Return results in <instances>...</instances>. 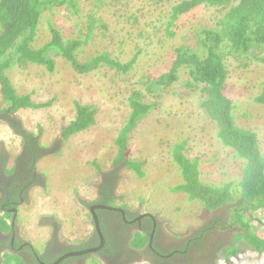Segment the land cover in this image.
I'll list each match as a JSON object with an SVG mask.
<instances>
[{"label":"rangeland","instance_id":"1","mask_svg":"<svg viewBox=\"0 0 264 264\" xmlns=\"http://www.w3.org/2000/svg\"><path fill=\"white\" fill-rule=\"evenodd\" d=\"M180 1L122 0L115 2V6L109 3L106 8H101L103 27L95 28L94 42L79 52L78 59L85 62L109 51L113 57L126 63L137 53L134 69L127 74H118L105 64L89 74H78L60 57L55 58L53 72L31 64L25 68L15 66L7 71L19 94H31L36 103L50 102L47 107L22 109L13 116L15 123L40 135L42 144L53 154L45 156L37 165L38 171L46 177L45 190L33 194V205L19 209L18 213L20 239L32 243L40 255L50 241V230L52 232L49 224H40L42 217L60 219L62 241H68L72 236L77 239L78 235L79 240L74 244L85 248L82 240L86 234L92 236L89 233V222L92 224V221L84 200L95 199V185L107 172H114L118 177V199L115 204L110 202L114 205L112 207L123 206L155 214L153 218H160L162 226L165 225L174 236L191 226L202 227L209 214L197 202L190 201L186 194L170 189L181 183L180 171L173 159V150L180 142L187 141L182 151L184 156L192 160L200 158L204 182L221 186L240 178L244 162L235 157L231 148L225 147L217 136L216 124L215 127L203 114L199 106L203 96L184 89L182 83L188 78L186 70L180 71L178 83L165 88L163 99L129 135L124 159L139 162L142 176L128 169L125 162L115 161L118 156L116 139L130 113L128 101L131 94L136 90L145 92V82L154 81L171 69L175 47L195 46V30L202 26H215L217 14L213 10L199 8L178 20L176 36L166 37L164 27L170 18V9ZM91 4L92 1L80 4L82 15L89 13ZM79 20L84 22L82 30L86 32L87 18L66 15L63 9L45 12L33 46L38 48L51 40L49 24L61 30L66 39L83 38L75 26ZM227 67L232 72L225 92L235 103L236 122L258 134L264 154V105L254 101L260 93L257 77L260 71L254 65L248 70L233 71L237 68V61L233 58L227 60ZM76 102L97 108L95 124L64 142L63 127L76 118ZM21 143V138L8 127L6 120L0 119V150L4 148L9 153L10 168L15 166L16 157L22 151ZM107 212L115 215L111 213L114 211ZM254 214L255 218L260 216L263 221L262 225L251 221V227L263 238L264 211ZM103 228L106 242L111 246L113 231L107 224H103ZM237 229L241 231L239 226ZM133 234L129 248L136 249L142 243H148L141 232ZM182 237L179 239H184ZM117 242L122 246L121 239L118 238ZM75 246H67L60 254L65 250H75ZM185 246L183 241L179 248ZM6 252L1 254L0 264ZM55 257L47 255L45 260L51 262ZM98 261L99 258L88 257L85 264H99Z\"/></svg>","mask_w":264,"mask_h":264},{"label":"trees","instance_id":"2","mask_svg":"<svg viewBox=\"0 0 264 264\" xmlns=\"http://www.w3.org/2000/svg\"><path fill=\"white\" fill-rule=\"evenodd\" d=\"M90 1L92 4L89 6V13L82 15L80 4L86 5ZM119 1L122 0H0V119L6 120L22 142V151L16 157L15 166L12 168L8 166V153L2 150L0 154L1 233L12 232L15 215L13 209L18 210L21 204L27 202L30 189L45 186L46 183V177L38 171L37 164L47 156L48 149L42 144L40 135L15 123L13 116L22 109L36 110L50 105V102L36 103L31 94H19L7 76V71L15 66L25 68L31 64L53 72L56 67L55 58L60 57L70 63L78 74H89L104 64L118 74H127L134 69L137 53L126 63L113 57L109 51L85 62H81L77 56L87 44L94 42L95 28L103 27L101 8H106L109 3L115 6V2ZM199 8L213 10L214 14H217L214 17L215 26H202L195 30V46L175 47L171 69L162 73L156 80H149L145 92L160 98L165 88L172 87L180 81V70L185 68L188 78L182 83L184 89L189 93H200L203 96L199 103L203 114L214 126L216 124L217 136L225 147L231 148L235 157L244 162L238 180L216 186L201 180L200 158L192 160L183 155L182 151L187 141L180 142L173 150V159L180 171L181 183L170 189L186 194L190 201H195L205 211L214 213L212 218L191 237L190 246L187 244L181 250L192 247L194 253L212 255L216 264L220 256L230 262L231 258L238 257L247 250L264 253V237L254 233L251 227V221L260 225L263 221L260 216L255 218L254 213L264 211V154L258 134L237 124L235 103L225 92L226 82L232 72L227 67V60L233 58L237 61V68L233 71L244 68L248 70L253 65L259 69L260 75L257 77L260 93L254 101L264 105V0H181L170 9V18L164 27L165 36L169 38L176 36L178 20ZM54 9H63L66 15L87 18L85 26L87 31L83 32L84 22L79 20L75 26L83 38L81 36L66 39L61 30L49 24L51 40L37 48L33 43L37 38L42 16L45 12H54ZM156 28L155 26L154 29ZM144 98L143 91H134L131 94L128 101L130 113L116 139L118 156L115 161L125 162L129 169L139 176H142L140 163L127 158L125 160L124 156L129 135L153 110L145 103ZM75 106L76 118L63 127L65 141L95 124L96 107L79 102H76ZM110 175L114 178L116 174L112 172ZM111 199L114 197L109 189L101 198V203L108 205ZM15 223H18V218ZM40 224H49L53 229L49 243L60 239L61 223L55 216L40 218ZM101 226L106 239L102 223ZM220 232L225 234L223 238L217 237L216 233L221 234ZM11 236L13 233L7 240L0 236V250L4 245H11ZM91 242L94 246L99 244L96 233ZM117 243H119L117 239L112 241L111 246L106 242L102 252L109 255L119 251L121 245L118 246ZM18 244L16 238L15 247ZM143 245L142 243L136 248ZM10 250L4 255L1 264H11L12 261H15V264H39L36 260L39 253L30 243L18 253L12 248ZM57 256L51 262H47L45 257H42V261L52 263ZM76 260L75 257L69 258L60 264Z\"/></svg>","mask_w":264,"mask_h":264},{"label":"flooded vegetation","instance_id":"3","mask_svg":"<svg viewBox=\"0 0 264 264\" xmlns=\"http://www.w3.org/2000/svg\"><path fill=\"white\" fill-rule=\"evenodd\" d=\"M110 173L111 172H107L101 175V179L99 178V182L95 185L96 197L93 201H86L87 204H103L101 203V198L109 189L114 197V199H111L109 202H113L114 204L116 203L118 195L116 194V186L114 187V180H116L117 177L114 176L113 178ZM113 203H109L108 206H114ZM86 207L88 208V206ZM117 208L124 210L125 215L121 212H111L115 213V215H111L107 214L108 212L106 210L97 211L101 223L107 224L109 229L113 231V240L119 238L122 241V246L119 251H114L112 254L108 255L103 253L101 250L95 254V258H99L103 264H215L214 257L212 258V255L207 256L201 253H194L192 247H187L183 251L180 250L179 246L182 245V241L169 236L158 219L140 217V215H142L141 213H138L136 210H132L130 208H124L123 206ZM212 216L213 214L209 213V218L205 221V224L210 220V218H212ZM12 226V232H0V236L4 240H7V238L13 233V236H11V245L3 246L0 250V257L2 253L11 251V248L15 251V253H18L22 251L26 245H28L20 239L18 234L19 227L14 225ZM134 232H141L146 235L148 243L146 242L139 249L129 248V241L133 237ZM225 233L228 234L227 231H225ZM216 235L217 237L221 236L222 238L225 236L224 233H216ZM92 237L93 236L84 238L82 241L83 244H86L84 249L92 248L94 246L93 242H91ZM16 238L19 242L17 247H15ZM187 244L190 246V240L187 241L186 245ZM75 245L76 244H74V242L67 243L65 241H61L60 239L57 242L48 243L43 250L44 253L42 255H40V253L36 255V260L39 264H41V262H43L42 257L47 255L57 256V254H60V252L67 248V246L70 247ZM75 247V250L83 249L80 245H76ZM79 258L76 262L69 261L68 264H85V261L88 259V255L80 256Z\"/></svg>","mask_w":264,"mask_h":264},{"label":"clouds","instance_id":"4","mask_svg":"<svg viewBox=\"0 0 264 264\" xmlns=\"http://www.w3.org/2000/svg\"><path fill=\"white\" fill-rule=\"evenodd\" d=\"M186 47H188V46H186ZM181 70H186L185 68H182ZM180 70V71H181ZM149 81H147V82H145V86L147 85V83H148ZM146 88V87H145ZM136 91H141V90H136ZM167 90L165 89V92H166ZM164 92V93H165ZM145 93V98H144V101H145V103H147V104H149L151 107H152V109H154L158 104H159V102H160V100L161 99H163L162 98V96L160 97V98H156L155 96H152L151 94H148V92H144ZM163 93V94H164ZM162 94V95H163ZM149 97V98H146V97ZM146 99V100H145ZM146 101H149V102H146ZM201 109V108H200ZM202 110V109H201ZM8 125V124H7ZM23 126V125H22ZM8 127H10L9 125H8ZM13 131V130H12ZM20 138V137H19ZM41 139V138H40ZM63 141L64 142H67L68 140H66L65 141V136H63ZM63 142V143H64ZM22 147V146H21ZM47 149H48V154L47 155H53V154H50L49 153V147H46ZM2 150H4V148H1V150H0V154H1V152H2ZM8 153V152H7ZM56 153V152H55ZM54 153V154H55ZM8 155H9V153H8ZM9 159H10V157H9ZM40 162V161H39ZM38 162V163H39ZM38 165V164H37ZM8 166L10 167V163H8ZM126 168V167H125ZM129 169V168H128ZM112 173V172H111ZM42 174V173H41ZM116 177H117V175H116ZM116 180H117V182H116V186H117V183H118V177L116 178ZM202 180V179H201ZM203 181V180H202ZM204 182V181H203ZM229 182V181H228ZM206 183V182H205ZM227 183V182H226ZM207 184H209V183H207ZM225 184V183H224ZM46 185H47V181H46V183H45V186H42V187H34V188H32V189H30V191H29V193H28V200H27V202H25L24 204H21L19 207H18V210L17 209H13V211H14V213H15V215H16V219L18 218V213H19V209H21V208H25L26 206H32L33 204V199H32V191L34 190V189H36V188H42V189H44L45 190V188H46ZM173 192H175V191H173ZM116 194H118L117 193V187H116ZM121 199V198H120ZM82 200H84V199H82ZM86 201H88L87 199L86 200H84V202H85V207L86 206H88V204H87V202ZM88 202H90V201H88ZM84 207V209H86ZM114 208H117V207H114ZM124 208H126V207H124ZM87 211H88V208L86 209ZM124 211V210H123ZM138 213H141L142 215H140V217H149V218H153V217H155V214L153 215L152 213H150V212H145V211H141L140 209H137L136 210ZM114 212H116V211H114ZM207 212V211H206ZM88 213H89V211H88ZM214 214V213H211V212H207V214ZM89 215H90V213H89ZM90 218H91V216H90ZM16 219H13V222H12V225H15V226H18L19 227V229H20V225H19V221H18V223L16 224H14V221L16 220ZM57 220H59L58 218H56ZM158 218H156V220H157ZM91 221H92V219H91ZM158 221H160V223H161V220H160V218L158 219ZM204 221V224H205V221L206 220H203ZM92 224H93V221H92ZM91 224V225H92ZM162 224V223H161ZM204 226V225H203ZM202 226V227H203ZM92 227H93V225H92ZM202 227H200L197 231H199ZM164 230L165 231H167V229H166V227H165V225H164ZM52 231H53V229H52ZM197 231H195V232H193V234L195 235V233L197 232ZM167 233H168V235L170 234V232H169V230L167 231ZM60 234H61V232H60ZM59 234V236H60V240L62 241V240H64V238L61 236ZM94 234H95V232H94V228H93V232H92V236H94ZM171 235V234H170ZM169 235V236H170ZM194 235H192V236H194ZM89 236H90V234H89ZM89 236H87V237H89ZM172 236V235H171ZM191 236V237H192ZM51 237H52V232H51ZM87 237H85V238H87ZM145 237H146V239H147V236L145 235ZM173 237V236H172ZM191 237H188V238H185V239H179V238H177V239H179V240H182V242H181V244H183V241H184V243H187V241L188 240H190L191 239ZM175 238V237H174ZM51 239V238H50ZM84 240V239H83ZM82 240V241H83ZM22 241H24L25 242V240H22ZM65 242H67V243H72V242H70V241H66L65 240ZM25 243H30V242H25ZM74 243H76V242H74ZM31 245H32V243H30ZM145 244V243H144ZM68 245V244H67ZM130 245V244H129ZM33 246V245H32ZM26 247V246H25ZM34 247V246H33ZM141 248V247H140ZM35 249V248H34ZM136 249H139V248H136ZM181 249H183V248H180V250ZM82 250V249H81ZM101 251V250H100ZM100 251H98V252H100ZM98 252H96V253H98ZM38 253H39V251H38ZM96 253H91V254H88V257H91V258H95V254ZM255 253H257V252H255ZM258 254V253H257ZM91 255V256H90ZM86 256V255H85ZM233 258H235V257H233ZM233 258H231V260L233 259ZM220 259H223V261L225 262L226 260H225V258L223 257V256H220V257H218L217 258V261H216V264L218 263V261L220 260ZM67 260V259H66ZM99 262V264H101V262L100 261H98ZM231 262V261H230ZM229 262V263H230ZM103 264V263H102ZM220 264H224V263H220Z\"/></svg>","mask_w":264,"mask_h":264},{"label":"water","instance_id":"5","mask_svg":"<svg viewBox=\"0 0 264 264\" xmlns=\"http://www.w3.org/2000/svg\"><path fill=\"white\" fill-rule=\"evenodd\" d=\"M98 210H107V211H116V212H121L123 215H125V212L122 209L119 208H114L112 206L108 205H97V204H88V211L90 213L91 219L93 221V228L94 232L98 235L99 237V244L97 246H93L92 248L88 249H82V250H74V251H68L60 255L55 261L52 263H45L41 262V264H60L64 260L71 258V257H80V256H85L91 253H96L100 250H102L106 244V239L102 230L101 226V221L99 219V216L97 214ZM144 217V216H143ZM13 219H16V215L13 216Z\"/></svg>","mask_w":264,"mask_h":264},{"label":"crops","instance_id":"6","mask_svg":"<svg viewBox=\"0 0 264 264\" xmlns=\"http://www.w3.org/2000/svg\"><path fill=\"white\" fill-rule=\"evenodd\" d=\"M40 190H44V189L36 188L32 191V199H33V194H35L36 192L38 193ZM80 207H82V206H80ZM46 214H49V213H46ZM198 227L199 226H197V227L191 226L190 229H186V230H184V232H182L176 236L172 235L171 233L170 234L173 236V238L174 237L180 238L181 236H184L182 238L185 239V238H188V237H191L192 235H194L193 232L197 231L199 229ZM47 229L49 231L50 228H47ZM89 229H90L89 233H92L93 227H92L90 222H89ZM50 233H51V230H50ZM87 236H89V234H86L85 237H87ZM77 240H79L78 235H77V239H76V236H72L71 239H68V241H70V242H77ZM220 263H224V264H264V253H262V254L258 253L257 254L253 251L247 250L246 252L241 253L238 257L233 258L230 263L227 261L224 262L223 259H220L217 264H220Z\"/></svg>","mask_w":264,"mask_h":264}]
</instances>
